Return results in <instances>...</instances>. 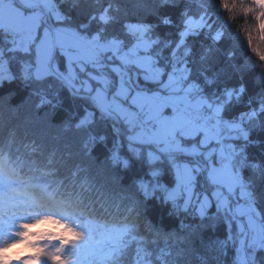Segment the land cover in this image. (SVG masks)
Returning <instances> with one entry per match:
<instances>
[{"label": "trees", "instance_id": "16d2710c", "mask_svg": "<svg viewBox=\"0 0 264 264\" xmlns=\"http://www.w3.org/2000/svg\"><path fill=\"white\" fill-rule=\"evenodd\" d=\"M55 1L64 17L59 26L100 42L131 47L136 41L126 25H146L154 62L165 71L183 67L199 95L222 105L223 119L243 121L247 136L231 140L257 220L264 225V60L258 55L264 53V7L255 0ZM105 12L106 21L100 18ZM189 17H203L207 26L181 44ZM13 43L0 29V48L12 74L0 83V158L14 170L13 186L22 192L47 185L55 208L71 212L78 222L94 221L90 235L106 227L126 230L123 253L114 264H133L141 249L151 264H240L241 233L230 211L213 204L202 216L197 205L183 208L181 198L165 196L164 190L177 184L171 160L192 157L164 153L151 160L156 146L131 143L124 121L102 114L91 97L60 74L26 76L25 65L35 62L34 47L25 52ZM55 61L64 73L67 64L58 48ZM137 80L139 88L140 83L149 91L159 88L157 81ZM88 110L94 114L85 122ZM196 174L195 191L203 188L201 171ZM257 256L264 264L261 242ZM83 260L76 261L94 263Z\"/></svg>", "mask_w": 264, "mask_h": 264}, {"label": "rangeland", "instance_id": "374dc122", "mask_svg": "<svg viewBox=\"0 0 264 264\" xmlns=\"http://www.w3.org/2000/svg\"><path fill=\"white\" fill-rule=\"evenodd\" d=\"M255 2L258 6L264 0H255ZM40 4L47 7L49 11L47 12ZM45 14L50 16L46 18L47 22L41 20ZM100 18L104 21L108 20L106 12ZM63 19L55 0H0V29L13 33L12 48L28 52L34 47L35 62L32 66L25 65L26 76L43 78L50 74H60L70 87L91 97L92 102L99 107L102 114L124 121L131 143L156 146L157 150L150 155L151 160L159 158L164 153H180L192 157L190 160L188 158L171 160L173 168L175 167L177 184L164 190L166 198L169 200L181 198L183 208L197 205L200 213L202 206L205 211L209 209L206 201L217 206L222 197L217 198L213 195V186L208 180L210 162L206 157L209 152L215 150L212 157V162H215L216 155L222 148L217 140L216 132L218 134L226 132L224 138L230 140L227 141L224 151L226 153L233 151L232 155L236 164L238 161L234 152L236 143L231 140V137L235 139L239 136L243 138L247 136L243 121L223 119L222 105L212 104L199 93L192 95V98L191 93H193L195 84L186 80L187 73L183 67H174L170 71H165L154 62L152 56L148 54L150 41L146 25L132 23L126 25L127 32L136 41L131 47H126L119 41L100 42L98 38H90L88 34L86 47L82 41L85 40L81 36L82 32L68 30L58 25ZM40 20L41 24H38ZM206 26L207 20L203 17H189L181 34V44L185 42L188 35L196 34ZM57 48L59 53L65 56L67 70L64 73L58 70L57 62H53ZM95 51L103 52V58L108 65L98 60ZM138 55L142 57H137ZM7 66L8 62L0 48V83L12 78ZM137 76L159 82V88L149 91L146 85L140 83L141 91L135 92L137 87L133 81L134 78L138 81ZM122 77L127 81L128 86L121 83ZM207 110L212 111L214 119L200 116ZM195 112H200V114L194 117ZM93 114L92 110H88L84 121L92 120ZM192 118H196V123ZM206 118L213 120L212 130H215V133L210 130L209 126L205 129L204 126L199 125L198 122ZM246 118L248 120L249 117L245 116ZM229 145L232 147L229 148ZM133 149L139 151L138 148L133 147ZM235 164L233 162L234 173L241 176ZM237 164L240 166L239 161ZM200 171L201 185L204 189L195 191L196 173ZM241 181L243 192L240 188H237L231 195L225 192L224 195L228 196L230 204L228 208H222L233 214L238 231L241 233L236 259L239 254H243L245 248L256 244L259 239L258 233L261 244H264V225L256 219L254 214L256 208L247 191L248 187L242 177ZM49 227L51 226L43 224L36 232ZM96 228L99 229V226ZM92 231L93 229L90 228V232ZM125 233L126 230H117L114 227L100 229L98 235H89L88 243L80 248L78 257L81 261L83 259H85L83 261L94 260L92 264H114L123 253L121 242ZM13 238L19 239V237ZM5 240L11 242L8 237H5ZM60 243L57 238L40 239L39 237H34L29 242L30 245L37 244L45 247L50 252H55ZM22 247L20 244L16 245L17 250ZM27 253L28 249L21 252L23 256ZM249 253L243 255L246 262L241 261L240 264H247ZM257 253L256 251V264H259ZM69 254L67 250L63 253V255ZM81 261L70 260L68 264H80ZM133 264H151V261L148 259V254L141 249L137 251Z\"/></svg>", "mask_w": 264, "mask_h": 264}, {"label": "snow or ice", "instance_id": "6c2138e0", "mask_svg": "<svg viewBox=\"0 0 264 264\" xmlns=\"http://www.w3.org/2000/svg\"><path fill=\"white\" fill-rule=\"evenodd\" d=\"M258 6L264 7V2ZM258 55L264 60V53L258 52ZM214 153L215 150L206 157L210 162L208 180L213 186L214 197H222L217 208H228L230 201L224 193L231 195L242 187L241 176L234 173V157L226 153L223 147L216 155L215 162H212ZM14 174V170L8 169L6 161L0 158V264H16L20 260H23V264H68L70 260H78V252L82 246L87 245L94 221L88 219L78 222L71 212L55 208L54 193L47 185H31L21 192L10 183ZM206 203L210 209L211 202ZM205 214L202 206L201 215ZM38 224L51 227L34 232ZM5 237L10 238L11 242H7ZM34 237L57 238L61 242L60 247L50 252L37 244L30 245L29 241ZM17 244L23 247L17 250ZM24 249H28L26 257L21 256ZM66 250L69 255H63Z\"/></svg>", "mask_w": 264, "mask_h": 264}, {"label": "built area", "instance_id": "2783aa9c", "mask_svg": "<svg viewBox=\"0 0 264 264\" xmlns=\"http://www.w3.org/2000/svg\"><path fill=\"white\" fill-rule=\"evenodd\" d=\"M38 4V3H37ZM43 8H45L46 10H47V12L49 11L48 9H47V7H45V6H43L42 4H40ZM46 18H50V16L49 15H43L42 16V18H41V20L43 21H46L47 22V20H46ZM40 20V21H41ZM51 20V19H50ZM49 20V21H50ZM52 21V20H51ZM50 21V22H51ZM48 24V23H47ZM81 36H83V39H85V40H82L83 42H84V44L86 45L87 44V39L89 38L88 36H87V34L86 33H83V35L81 34ZM79 37V36H78ZM80 39V38H79ZM86 47H87V45H86ZM88 47H90L89 45H88ZM88 49H90V48H88ZM102 51H95V56L98 58V60L99 61H101L103 64H107V62H106V60H104L105 58H103V56L104 55H102ZM134 57H136V56H134ZM137 57H141V55H138ZM108 65V64H107ZM116 73V72H115ZM117 75H118V73H116ZM122 80H124V77H122L121 78V81ZM197 91H198V89H197V87L196 86H193V90H192V92H193V95H195V93H197ZM200 114V112H195V114H194V117H196L197 115H199ZM200 116L201 117H210L211 119L213 118L214 119V115L212 114V111H209V110H207V111H205V114H200ZM210 118H206V119H204L202 122H198L199 123V125H202V126H204V128L206 129L207 128V126H209L210 127V130L212 131V132H216L215 130H212V123H213V120H210ZM193 119V121L195 122L196 121V118H192ZM196 123V122H195ZM225 133L226 132H222V134H218L217 132H216V137H217V140H218V142H219V144H220V147H223L224 149H225V145H226V141H225V138H224V135H225ZM229 155H231V156H233L232 155V153H230V152H227ZM233 162H234V164H235V159L233 160ZM237 162L238 161H236V164H235V167H236V169H237V172H239L240 171V166L237 164ZM240 190L243 192V187H240ZM248 192H249V190H247ZM249 194H250V192H249ZM248 199H249V197H248ZM247 199V200H248ZM256 251H257V245L253 248V250H251L250 251V253L248 254V256H247V261H248V263H251V264H256ZM241 254H239V256H240ZM242 256H243V254H242ZM251 258H253V259H251Z\"/></svg>", "mask_w": 264, "mask_h": 264}, {"label": "bare ground", "instance_id": "6f19581e", "mask_svg": "<svg viewBox=\"0 0 264 264\" xmlns=\"http://www.w3.org/2000/svg\"><path fill=\"white\" fill-rule=\"evenodd\" d=\"M117 73V72H116ZM135 75V74H134ZM60 78H62V77H60ZM63 79V78H62ZM64 80V79H63ZM121 83L122 84H124V85H126V86H128L129 84H127V81L124 79V80H122L121 81ZM130 87V86H129ZM139 88V87H138ZM140 89V91H141V88H139ZM135 92H138L136 89H135ZM175 168V167H174ZM174 172H176V171H174ZM242 258V254L237 258L238 259V262L240 263L241 262V259ZM251 259H253V258H251ZM256 263H257V260H256ZM247 264H251V263H248V261H247Z\"/></svg>", "mask_w": 264, "mask_h": 264}, {"label": "water", "instance_id": "95a60500", "mask_svg": "<svg viewBox=\"0 0 264 264\" xmlns=\"http://www.w3.org/2000/svg\"><path fill=\"white\" fill-rule=\"evenodd\" d=\"M55 76H57V77H59V75L58 74H54ZM60 78V77H59Z\"/></svg>", "mask_w": 264, "mask_h": 264}]
</instances>
